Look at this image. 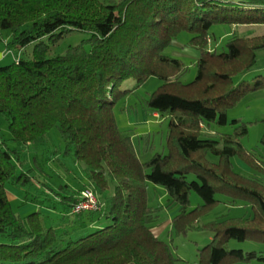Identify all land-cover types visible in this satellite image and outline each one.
I'll return each mask as SVG.
<instances>
[{
    "label": "trees",
    "instance_id": "1",
    "mask_svg": "<svg viewBox=\"0 0 264 264\" xmlns=\"http://www.w3.org/2000/svg\"><path fill=\"white\" fill-rule=\"evenodd\" d=\"M235 24L264 25V0H0V41L9 33L6 46L21 53L0 64V113L9 139L20 146L41 143L57 128L64 152L84 163L100 200L99 209L74 213L82 189L68 192L63 183L55 190L63 224L47 225L41 211L18 215L7 183L23 186L32 172L46 169L41 154L24 168L19 147L1 138L0 264H185L174 244L153 230L171 204L180 206L170 222L178 235L212 233L198 248L199 264L264 262V247H228L232 239L264 246V182L238 172L233 158L262 172L264 159L243 145L239 137L248 127L240 119L231 124L242 122L241 130L215 129L229 123L228 109L245 92L264 89V74L254 82L235 80L256 66L264 49V34L245 36ZM223 25L231 30L218 49ZM74 31L89 37L52 55V46ZM182 31L192 34L187 45L199 51L190 82L182 80L185 61L166 54ZM31 43L32 56L22 57ZM152 76L162 84L146 109L169 120L168 152L143 160L114 107ZM130 79L137 84L123 87ZM148 183L164 187L168 203L151 205ZM192 191L202 199L194 208ZM218 195L250 205L251 213L201 223Z\"/></svg>",
    "mask_w": 264,
    "mask_h": 264
},
{
    "label": "rangeland",
    "instance_id": "2",
    "mask_svg": "<svg viewBox=\"0 0 264 264\" xmlns=\"http://www.w3.org/2000/svg\"><path fill=\"white\" fill-rule=\"evenodd\" d=\"M228 25L219 27L221 37L218 49H222L226 39L229 37L231 30ZM241 34L246 35H261L264 34L263 24H235L232 26ZM5 40L0 41V52H7L0 61V64H9L14 61V53L18 54V48H8L6 39L11 38L9 33H4ZM192 34L188 31L179 33L177 40L166 50V54L181 58L188 65L187 71L183 74L182 80L190 82L197 75L196 60L199 56V51L194 47L187 45ZM88 34L74 31L63 38L58 44L52 46V55L63 54L70 45H75L87 40ZM86 48L89 49L88 42H84ZM34 43L28 44L22 50V57L28 58L32 56ZM195 53L197 57H194ZM258 74H264V49L258 52V62L256 66L243 76L235 78L236 82L241 79L254 82ZM134 79L127 81L123 87L133 88L136 85ZM162 84V80L157 76H152L134 92L125 98H120L114 107V114L119 127L131 135L132 141L138 151V155L143 160L150 159L156 152H168L167 148V132L168 122L166 117L160 114L154 115L152 111L146 109V100L152 92ZM240 119L246 123L248 132L240 136L243 145L250 151H254L264 159V146L261 139L264 135V89L247 91L234 106L228 109V121L226 125L216 126L215 129L233 133L234 130H241L236 127L239 123H233V120ZM236 128V129H235ZM10 131L8 122L0 113V142L6 140L9 147H19L21 151V160L24 168H28L30 164H36L33 156L41 154V162L46 169L45 174L32 172V180L25 185H16L13 181L7 183L6 188L15 212L21 216H27L34 211H41L42 219L47 225H60L62 216L61 206L57 204L59 194L56 192L59 185L63 183L69 184L68 192L82 191L89 189L97 191L88 180V174L85 172L83 162L74 160L71 153L64 152V142L57 128L53 129L49 136L42 140L41 143L35 142L29 145H19L17 142L9 139ZM2 138V139H1ZM40 143V144H38ZM235 169L246 175H255L264 182V172L259 171L252 165L248 164L243 158L235 156L233 158ZM19 165V164H18ZM19 165V171H21ZM39 170V169H38ZM113 185H111L112 188ZM53 188V189H51ZM56 190V191H55ZM62 191V190H61ZM60 191V192H61ZM149 203L154 206L165 205L168 203V194L164 187L148 183ZM220 199L214 207L199 219L201 223L209 222L213 219H222L227 217H243L251 213V206L244 203H234L230 198L223 195L217 196ZM191 207L194 208L202 203L199 194L192 191L190 194ZM232 201V202H231ZM56 205V206H55ZM180 206L171 204L168 208H163L161 211V224L156 225L153 230L161 239L172 242L175 246V252L185 264H199L198 248L209 243L212 233L199 230H190L187 235H178L173 230V225L170 224L171 219L179 213ZM105 223L109 222L106 217L102 218ZM63 224V223H62ZM65 226H62L64 230ZM229 248H242L244 250H260L263 245L256 241H238L232 239L228 243ZM178 264H182L178 262ZM252 264H264L262 261H254Z\"/></svg>",
    "mask_w": 264,
    "mask_h": 264
},
{
    "label": "built area",
    "instance_id": "3",
    "mask_svg": "<svg viewBox=\"0 0 264 264\" xmlns=\"http://www.w3.org/2000/svg\"><path fill=\"white\" fill-rule=\"evenodd\" d=\"M16 58H18V54L13 53ZM100 208V200L95 192L92 190L86 189L82 191L81 200L76 204L73 208L74 213H79L85 210H96Z\"/></svg>",
    "mask_w": 264,
    "mask_h": 264
},
{
    "label": "crops",
    "instance_id": "4",
    "mask_svg": "<svg viewBox=\"0 0 264 264\" xmlns=\"http://www.w3.org/2000/svg\"><path fill=\"white\" fill-rule=\"evenodd\" d=\"M6 53H7V52H5V51H4V52H3V51L0 52V61L3 60L2 58L6 55ZM191 55H193L194 57H197L195 53H193V54H191ZM169 221L171 222V220H169ZM156 234H157V233H156ZM157 235H158V234H157Z\"/></svg>",
    "mask_w": 264,
    "mask_h": 264
}]
</instances>
